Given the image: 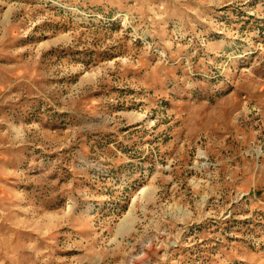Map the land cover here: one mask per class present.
Wrapping results in <instances>:
<instances>
[{
	"label": "rangeland",
	"instance_id": "374dc122",
	"mask_svg": "<svg viewBox=\"0 0 264 264\" xmlns=\"http://www.w3.org/2000/svg\"><path fill=\"white\" fill-rule=\"evenodd\" d=\"M0 264H264V0H0Z\"/></svg>",
	"mask_w": 264,
	"mask_h": 264
}]
</instances>
